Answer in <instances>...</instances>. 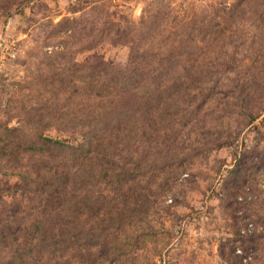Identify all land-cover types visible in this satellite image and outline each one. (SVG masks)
<instances>
[{
	"label": "rangeland",
	"instance_id": "374dc122",
	"mask_svg": "<svg viewBox=\"0 0 264 264\" xmlns=\"http://www.w3.org/2000/svg\"><path fill=\"white\" fill-rule=\"evenodd\" d=\"M0 264H264V0H0Z\"/></svg>",
	"mask_w": 264,
	"mask_h": 264
},
{
	"label": "trees",
	"instance_id": "16d2710c",
	"mask_svg": "<svg viewBox=\"0 0 264 264\" xmlns=\"http://www.w3.org/2000/svg\"><path fill=\"white\" fill-rule=\"evenodd\" d=\"M46 143L50 144V145H53V146H64V144L59 141V140H54V139H50V138H46L45 139Z\"/></svg>",
	"mask_w": 264,
	"mask_h": 264
}]
</instances>
